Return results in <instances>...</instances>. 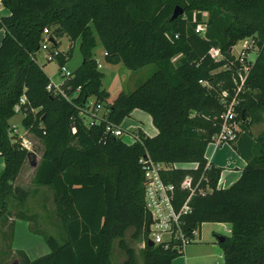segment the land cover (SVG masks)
<instances>
[{"label": "trees", "instance_id": "obj_1", "mask_svg": "<svg viewBox=\"0 0 264 264\" xmlns=\"http://www.w3.org/2000/svg\"><path fill=\"white\" fill-rule=\"evenodd\" d=\"M0 2L10 11L0 17V218L6 221L11 204L23 207L30 194L45 186L52 192L62 234L58 240L34 228L49 252L30 259L17 249L19 264H113L115 241L124 253L120 264H138L128 239L144 244L143 264H172L179 255L176 250L147 243L139 161L145 156L168 166L161 175L176 187L179 205L188 195L179 189L183 178L189 175L197 185L185 230L199 229L205 222L229 223L230 234L218 237H223L218 244L224 263L264 264V131L255 138L248 135L258 111L264 110V0ZM175 6L183 13L170 21ZM203 22L206 31L200 35L195 27ZM44 29L53 48L62 36L71 43L79 40L82 62L60 84L66 96L46 89L50 78L36 60ZM245 38L255 41L257 51L236 95L240 131L229 142L246 165L234 183L219 188L221 168L207 163L205 149L221 128L220 116L226 111L222 93H228L227 102L235 94L242 64L231 51ZM97 39L106 62H122L128 70L153 64L156 70L134 90L120 91L108 102L104 74L94 57ZM71 46L59 51L58 66L71 56ZM216 50L219 58L214 57ZM21 95L26 101L16 109ZM90 98L102 105L105 117L86 126L79 111ZM135 108L151 116L155 136L133 129L129 132L135 140L127 144L105 130L107 123L120 127ZM17 112L25 115L23 126L43 147L31 181L35 189L14 185L23 163L32 157L18 138L9 137L8 120ZM18 214L27 218L23 211Z\"/></svg>", "mask_w": 264, "mask_h": 264}, {"label": "rangeland", "instance_id": "obj_2", "mask_svg": "<svg viewBox=\"0 0 264 264\" xmlns=\"http://www.w3.org/2000/svg\"><path fill=\"white\" fill-rule=\"evenodd\" d=\"M203 20L208 19V14L204 12L202 14ZM71 46L72 56L68 59V62L65 63L67 70L71 71L81 62V53L78 48L79 41L76 40L73 43L67 38L64 37L59 46V51H67ZM98 47V48H97ZM97 47H95V52L97 53L101 46L98 42ZM257 48L254 46L251 38H246L244 41H240L233 48L234 56H244L248 61H253L256 56ZM47 54L46 51L40 50L37 55V62L39 64L46 63V70L49 73L50 78H52V82L55 84H60L62 82V78L58 74V62L53 59L52 61L46 62L44 57ZM175 58L173 59V61ZM127 69V68H125ZM101 70L106 75L105 78L102 79L104 85L108 80L111 79L112 71L116 70V67H113L112 64L105 63ZM156 70L155 65L150 64L143 68L137 70H128L131 76L127 79V82L124 84V90L126 92H130L134 90L140 83L145 81L154 71ZM111 71V72H110ZM118 81L122 80L121 75L117 76ZM118 94V91L116 95ZM115 95V96H116ZM92 100V99H91ZM102 112V110H100ZM131 117V116H130ZM128 116V118H130ZM21 115H16L11 119L12 123L17 124L19 127V131L22 132L23 128L21 127ZM121 124V123H120ZM120 126V125H119ZM121 127V126H120ZM123 128V127H122ZM121 128V129H122ZM128 130V129H125ZM128 133L123 131V135L121 139L127 138ZM32 144V149L29 151L32 155L31 159H27L22 169L23 172L19 179L17 180V184L28 189L32 188L31 183V175L29 173V169H33L34 165L38 162L41 152H42V143L36 137L30 135L27 137ZM1 159V156H0ZM180 166L190 165V163H180ZM170 166V165H169ZM48 187L40 188L36 193L37 196H28L26 198L25 205L21 208H16L13 204L9 207V217L6 221L0 218V264H19L22 260V255L17 252V249H23L30 258L39 257L49 251V247L46 244L43 236V232L45 234H50L56 237L58 240H62V234L60 233V229L57 226V221L53 214V203H52V192ZM23 211L27 218H17L19 216V212ZM31 215H35V218H31ZM227 225L216 223V222H205L200 226L202 232L203 240H214L215 246L217 245L216 251L214 252L215 256L210 257L206 256L207 250L206 248H202L200 252H196L194 249H198L201 246L197 245V238L194 241L195 243H191V245L186 246L184 253L179 254L175 259H179L185 256L186 264H205L208 261H214V264H224L222 256H220L221 248L218 244V236L228 235ZM34 228L41 232L36 233ZM216 231V233L212 232ZM12 234V235H11ZM129 238V232L127 233V239ZM129 244L135 248L136 257L138 259V264H143L141 248L143 247V243L135 242L128 239ZM203 245V244H200ZM190 251H195L196 253H192ZM217 252V253H216ZM182 254H185L184 256ZM194 254H199L202 256L195 257ZM113 256L112 259L113 264H120L124 259V253L120 251L117 245V241L113 244ZM213 258V259H212ZM184 263V259H183Z\"/></svg>", "mask_w": 264, "mask_h": 264}, {"label": "built area", "instance_id": "obj_3", "mask_svg": "<svg viewBox=\"0 0 264 264\" xmlns=\"http://www.w3.org/2000/svg\"><path fill=\"white\" fill-rule=\"evenodd\" d=\"M205 31L206 24L204 22L196 25V33L204 35ZM245 39L239 40L238 42L244 41ZM252 41L256 47L255 41L253 39ZM233 48L231 54L234 56ZM40 50L47 52L44 57L46 62L52 61L53 59L56 60V57L59 54V50L52 47L49 31L47 29L43 30L39 51ZM106 54L107 53L104 52V55ZM214 57H220L218 50L215 51ZM234 57L241 62L242 67L236 71V79H238V81L235 80V83L237 87L230 102L226 101L228 93L226 91L222 93V101L225 103L226 111L220 116L222 120L220 131L215 134L211 140L215 143H228L235 137L237 132L240 131L239 125L235 120L236 112L234 105L237 103L236 95L243 87L246 74L250 67V62H253L254 60L248 61L244 56ZM96 65L98 68L101 67V64L98 61H96ZM57 71L62 79L70 77L72 72L67 70L65 64L58 66ZM60 84L51 82L46 86V89L53 90L54 93L58 92L66 96L61 89ZM77 90H79V88ZM25 101V96L21 95L16 109H18L20 104L25 103ZM100 110H102V112H100ZM79 116L86 126H91L93 124L98 125L101 119H104L105 117L104 108L100 103H94V101L88 100L83 108L80 109ZM105 130L115 136L121 137L123 135V130L120 127L113 126L111 123L106 124ZM74 131L75 128H72V132ZM18 139L20 140L21 145L28 151L32 149V144L29 139L26 137H19ZM139 161L141 162L143 169L144 209L147 215V221L149 218L151 219L149 229L147 230L148 240H151L153 244L156 245L163 244L164 247L174 249L179 254L184 253L186 246L193 243L199 235L198 228L185 230V217L186 214L190 212L189 200L191 195L195 192L197 185L193 186L192 179L189 175L183 178L179 189L187 191L188 195L179 205L176 187L172 183L167 182L161 175V172L167 170L166 168H168V166L163 163L154 162L149 156L142 157ZM193 165L194 167L196 166V164ZM207 189L208 188L199 189V192L205 193Z\"/></svg>", "mask_w": 264, "mask_h": 264}, {"label": "crops", "instance_id": "obj_4", "mask_svg": "<svg viewBox=\"0 0 264 264\" xmlns=\"http://www.w3.org/2000/svg\"><path fill=\"white\" fill-rule=\"evenodd\" d=\"M9 13H10L9 9L2 6V4L0 2V17L7 16V15H9ZM3 36H4V30L0 29V42L3 38ZM64 37L65 36H62L61 38H59V42H61V40ZM98 42H99V40L97 39V45H98ZM97 45H96V47H97ZM78 46H79V44H78ZM104 52L105 51L103 50L102 46H101V49L97 53L94 51L95 61H98L101 64V67H99V70L103 74H104V72L101 70L103 65L105 63L112 64V63L106 62ZM38 53L36 54V58H37ZM71 56H72V52H71ZM71 56L69 58H71ZM67 62H68V60L66 61V63ZM81 62H82V58H81ZM81 62L75 68H77L81 64ZM39 65L42 66L44 72L50 78L49 73L46 70V63L39 64ZM112 66L116 67V70L112 71L111 79L108 80L105 85L102 82V88L105 89L109 95V97L107 99L108 102H112V100L115 98L117 91H118V93L120 91H125L124 90V88H125L124 84L127 82V79L131 76L130 72L128 71V69H125L126 67L124 66V64L122 62L114 63V64H112ZM75 68H73L71 71H73ZM119 75H121L122 80L118 81L117 76H119ZM105 77H106V75H104L103 78H105ZM50 81L52 82V78H50ZM89 101H93V98H90ZM18 114L22 116V119H21V127L23 128L22 132L19 131V129H18L19 127L17 126V124L11 122V119ZM257 115L259 116L257 121L253 122L248 128V133H249L248 135L251 138H255L262 131H264V110L258 111ZM14 116H12L8 120L9 137L11 139H14V138H19V137H26L27 138L28 136H30L31 133L28 132L27 129L22 124V120H23L25 115L22 112H17ZM128 116L129 117L131 116V117L128 118ZM128 116H126L121 121V124H120V126H121L120 128L123 127L122 130L124 132L126 131V133H128L126 140L123 139V141L125 143L132 144L134 142L135 139H134L133 135L129 132L130 130H133V129H140L143 133H145L148 136H155L157 134V128L153 125L152 120H151V116L147 112H145L141 109L135 108L129 113ZM125 129H128V130H125ZM237 141H239V139ZM237 141H235L234 144H237ZM240 144H241V142H240ZM205 158L207 159V163L221 168V172H220V176H219V180H218V184H217V186L219 188H226V187L230 186L232 183H234L240 177L241 172L246 165V161L244 160V158L237 152V150L234 148L233 144H231L230 142H228V143H215L213 141L209 142V144L207 145V147L205 149ZM24 164H25V162L23 163V165H22V167H21V169H20V171H19V173H18V175L14 181L15 186L22 187L19 184H17V180L19 179V177L21 176V174L24 170V169H22ZM36 165H37V163H36ZM36 165H34L33 169H29V173L31 175V178H30L31 181H32V177H33L34 172H35ZM3 166H4V159L1 157V159H0V170L3 168ZM178 166H180V165H178ZM192 166H194L193 163H190V165H186L183 167H192ZM41 187L46 188L45 186H39L38 190ZM22 188H24V187H22ZM32 188L35 189L36 187L33 186ZM28 189H30V188H28ZM37 192L32 193L29 196H37L36 195ZM216 223H221V224L227 225L228 227H227L226 231H228V233L230 234V224L229 223H224V222H216ZM212 232L216 233V231H212ZM218 237H217V239H218ZM196 242H197L196 246H201V247H199V250L194 249L196 252H200L202 248H206V250H207L206 256H210V257L215 256L214 252L216 251V248H217V245L215 246V244H216L215 241L214 240H203L202 239V232H201L200 228H199V235H198ZM193 243H195V242H193ZM200 244H203V245H200ZM18 249H20V248H18ZM21 250H23V249H21ZM195 251H190V252L196 253ZM47 253H45V254H47ZM182 255L184 256L185 254H182ZM194 256L200 257L202 255L194 254ZM220 256H222L221 253H220ZM36 258H38V257H36ZM36 258H30V259H36ZM183 259H184V263H183ZM183 259L182 258L174 259L172 261V264H186L185 263L186 257L184 256ZM222 259H223V256H222ZM222 261L224 263V260H222ZM205 264H214V261L210 260Z\"/></svg>", "mask_w": 264, "mask_h": 264}, {"label": "water", "instance_id": "obj_5", "mask_svg": "<svg viewBox=\"0 0 264 264\" xmlns=\"http://www.w3.org/2000/svg\"><path fill=\"white\" fill-rule=\"evenodd\" d=\"M182 13H183V9H182V7H180V6H175L174 9H173V11H172V14H171L170 21L175 20V19H176L179 15H181ZM50 40H51V39H50ZM150 223H151V219L149 218L148 221H147V223H146V230L149 229V225H150ZM218 241H220V242L223 241V237L218 238ZM147 243H148L149 245H153V242H152L151 240H148Z\"/></svg>", "mask_w": 264, "mask_h": 264}]
</instances>
